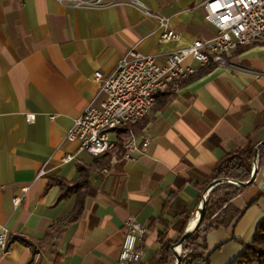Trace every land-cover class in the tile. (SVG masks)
<instances>
[{
  "label": "crops",
  "instance_id": "0c3cea01",
  "mask_svg": "<svg viewBox=\"0 0 264 264\" xmlns=\"http://www.w3.org/2000/svg\"><path fill=\"white\" fill-rule=\"evenodd\" d=\"M140 1L167 18L178 37L160 42L154 18L119 2L77 8L57 0H0V225L8 240L0 264H116L129 217L147 229L141 260L133 264L148 262L163 229L159 219L169 223V237L178 235L186 215L185 231L192 230L218 161L264 142V40L235 47L222 66L185 58L192 72L157 93L134 127L131 159L116 145L124 138L120 130L109 133L115 146L100 157L66 139L74 118L105 97L95 71L111 74L130 48L163 65L169 52L216 33L204 19V0ZM66 154L73 158L62 163ZM82 170L87 186L69 190ZM229 203L227 215H238L205 234L210 264L237 256L264 218V167ZM78 206V217L49 237Z\"/></svg>",
  "mask_w": 264,
  "mask_h": 264
},
{
  "label": "built area",
  "instance_id": "2783aa9c",
  "mask_svg": "<svg viewBox=\"0 0 264 264\" xmlns=\"http://www.w3.org/2000/svg\"><path fill=\"white\" fill-rule=\"evenodd\" d=\"M77 8L104 7L116 2L127 4L145 16L154 18L162 29L160 42L176 39L175 30L167 28L168 20L153 12L140 0H57ZM204 19L215 29L211 39H195L186 47L167 54L165 63L158 65L151 55H143L130 48L122 55L113 72L103 76L100 71L94 72V79L100 82L105 97L98 105H87L83 112L74 118L67 140H78L79 150L94 157H100L115 146L109 138L110 132L126 130L128 137L122 144L123 157L131 159L135 141L131 126L140 122L155 102L154 94L164 90L170 83L186 78L192 69L183 66L182 61L191 57L205 66L210 61L214 65H225L224 55L238 45L264 40V0H204L202 3ZM32 121L34 114H26ZM146 141L142 144L146 146ZM73 158L66 154L62 163ZM43 166L38 176L45 173ZM19 197L11 199L17 204ZM205 199L203 195L202 200ZM146 227L129 217L123 224V239L116 264H133L142 257L140 242L146 233ZM7 230L0 225V250L8 252Z\"/></svg>",
  "mask_w": 264,
  "mask_h": 264
},
{
  "label": "trees",
  "instance_id": "16d2710c",
  "mask_svg": "<svg viewBox=\"0 0 264 264\" xmlns=\"http://www.w3.org/2000/svg\"><path fill=\"white\" fill-rule=\"evenodd\" d=\"M212 66H214V63L210 61L205 65V68H211ZM167 88L168 86L165 89ZM158 92L154 94L155 97ZM135 126L136 124L131 126L133 131ZM120 131L124 134V138H121L116 145L121 148L123 142L128 137V132L126 130ZM254 165L256 168L264 167V142L257 146L249 145L246 148H239L224 156L215 165L210 175L209 183L217 182V184H222L223 180L228 177L237 180L239 185L230 183L224 186V188L229 191L225 192L224 196L217 198L216 202L212 201V197L216 193L215 187L211 189L203 203L201 220L197 227L184 240V249H186L188 245H191L192 250L180 259V264H210V253L207 251L205 234L213 224H228L232 218L238 215V212L236 211L232 215H227L229 214V200L240 193L249 184L246 182L250 180V173ZM80 172V180L74 186L69 187V190L72 191L78 187L87 186V178L84 177L85 175L83 174L85 170ZM206 187L207 184L200 186L201 193ZM79 213L80 207L78 206L72 214L58 222V225L54 230L47 235L50 237L57 234L67 223L74 221ZM212 214H215V216L212 217L213 220L210 221L209 219ZM189 218V215L184 217L181 227L179 228V233L175 239L168 236L169 223L163 218H160L159 221L163 229H158L157 232V248L155 256L148 262H140L139 264H168L169 259L174 256L173 246L185 233L184 229ZM206 221L207 224L204 226ZM227 264H264V218H262L256 225L251 240L247 243H243L241 252Z\"/></svg>",
  "mask_w": 264,
  "mask_h": 264
},
{
  "label": "rangeland",
  "instance_id": "374dc122",
  "mask_svg": "<svg viewBox=\"0 0 264 264\" xmlns=\"http://www.w3.org/2000/svg\"><path fill=\"white\" fill-rule=\"evenodd\" d=\"M131 130L133 131V129L131 128ZM250 177H251V173H250ZM235 184V185H239V182L237 181V180H234V179H232V178H228V177H226L224 180H223V183L222 184H214V187H215V190H216V193L213 195V197H212V201L214 202H216V200H217V198H220V197H222V196H224V193L225 192H227V191H229V190H227L226 188H224V186H226V185H228V184ZM206 189V188H205ZM205 191V190H204ZM211 191V190H210ZM209 191V192H210ZM206 194V195H205ZM205 194H203L204 196H205V199L207 198V196H208V194H207V192L205 193ZM202 195V196H203ZM223 207V206H222ZM210 221H212L213 219H212V217L209 219ZM189 221V220H188ZM188 223V222H187ZM207 224V221L204 223V226ZM184 231H185V229H184ZM172 238H176V236H174V237H172ZM178 242V241H177ZM176 242V243H177ZM198 242H199V240H198ZM197 242V243H198ZM176 243L174 244V246H173V251L176 249V247L177 246H175L176 245ZM180 246H181V248H180V250L178 251V254L180 255V258H183L187 253H189V251H191L192 250V247H191V245H188L187 246V248L186 249H184V247H185V244H184V241L180 244ZM168 264H176V259H175V256H172L170 259H169V262H168Z\"/></svg>",
  "mask_w": 264,
  "mask_h": 264
},
{
  "label": "water",
  "instance_id": "95a60500",
  "mask_svg": "<svg viewBox=\"0 0 264 264\" xmlns=\"http://www.w3.org/2000/svg\"><path fill=\"white\" fill-rule=\"evenodd\" d=\"M256 170H257L256 166L252 168L250 180L247 181L246 183H250V182L254 179V177H255V175H256ZM216 183H217V182L212 183V184L209 186V188H210L212 185L216 184ZM204 201H205V199H203L202 204H201V206H200V208H199V210H198V216H197L196 224L194 225V227L192 228V230L185 231V233L181 236V238L178 240V242L176 243L175 246L180 245V244H181V243H182V242H183V241H184V240L190 235V233H191V232L197 227L199 221H200L201 218H202V214H203V210H202V208H203V203H204ZM174 256H175V259H176V264H180V259H181V258H180V255H179L178 252H176L175 250H174Z\"/></svg>",
  "mask_w": 264,
  "mask_h": 264
},
{
  "label": "bare ground",
  "instance_id": "6f19581e",
  "mask_svg": "<svg viewBox=\"0 0 264 264\" xmlns=\"http://www.w3.org/2000/svg\"><path fill=\"white\" fill-rule=\"evenodd\" d=\"M206 195V194H205ZM197 216H198V212L194 215V217L190 220V222H189V226L190 227H192L194 224H195V222H196V220H197Z\"/></svg>",
  "mask_w": 264,
  "mask_h": 264
}]
</instances>
